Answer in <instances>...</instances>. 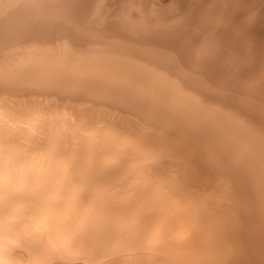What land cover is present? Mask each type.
Listing matches in <instances>:
<instances>
[{"label":"bare ground","instance_id":"1","mask_svg":"<svg viewBox=\"0 0 264 264\" xmlns=\"http://www.w3.org/2000/svg\"><path fill=\"white\" fill-rule=\"evenodd\" d=\"M61 123L101 166L106 149L145 154L151 138L194 149L207 246L264 264V0H0V264H54L33 230L13 254L28 190L42 182L38 148ZM114 159L120 172L143 168L121 151ZM123 211L109 225L121 245L99 237L107 264L139 262Z\"/></svg>","mask_w":264,"mask_h":264},{"label":"rangeland","instance_id":"2","mask_svg":"<svg viewBox=\"0 0 264 264\" xmlns=\"http://www.w3.org/2000/svg\"><path fill=\"white\" fill-rule=\"evenodd\" d=\"M78 139L77 134H72L64 129L63 123L56 130H52L43 136L40 148H38L40 158L36 167L37 176L41 177L42 182L33 186L32 190L31 188L28 190L30 196L28 195L24 202L23 213L21 214L23 220L20 229L17 231L21 234L20 236L17 235L18 241H15L19 247L17 254L13 252V256L21 252L20 245L25 243L27 232L33 230L34 234H37L36 236H41L43 240L46 238L43 244L49 248V251L43 254L38 251L37 254L40 258L47 256L54 264H91L92 262V264H107L105 259L102 260L101 258L109 250L104 245L108 241L104 238L100 241V238L103 236L110 239L113 247L121 245L122 241L113 239L116 237L117 231L109 227L111 224L118 225L121 222V217L114 213L119 207V209L124 208L126 211H123L124 215L122 214V216L132 220L130 225L123 227H127L126 232L128 231L130 235L129 244L133 248L131 251H135L134 253L138 255V264L140 262L141 264H167L168 249L173 245L178 251L176 256H179V260L175 262L174 254L169 259L171 260L173 257L171 261L175 264H222L224 261L226 264H236L237 258L227 248L218 246L220 245L219 241H214L218 245L211 243L210 246H207L209 242L205 240L207 238L205 235L206 227L202 226L197 219L198 211L205 202L206 195L202 177H199L201 173L196 162L194 149L191 151V148H175L172 144L169 146L167 143L166 145L162 143V145L156 139L151 138L152 141L148 139L147 145H143L145 154H142L147 155L146 157L142 156L144 158H141L142 154L139 149L142 147L139 145L119 148L113 153L115 157L121 151L129 158H140L138 164L144 161L138 166V169L142 165L143 168L138 171L137 168L128 167L126 170L123 168L124 170L120 172L124 163L111 156L113 148H108L102 152L101 157L105 160L101 166L93 162L91 151L89 148L79 145ZM151 145L152 148L149 147ZM146 147L148 148L146 149ZM105 154L107 155L106 158L104 157ZM149 168L150 170H148ZM112 171L113 173H111ZM159 173L160 175H158ZM29 176L34 177L35 175L30 174ZM89 176H93V178H87ZM116 193H121L123 196L115 195ZM114 195L118 199L113 198ZM153 205H155L156 210L155 208L150 209ZM13 217L16 218L17 215ZM134 223L135 225H133ZM141 226L142 228H140ZM141 229L143 230L141 231ZM138 236L140 237L138 238ZM49 237L51 241H49ZM42 245H39L41 249ZM104 248L106 251L103 250ZM206 249L208 250L206 251ZM237 264L241 263L237 262Z\"/></svg>","mask_w":264,"mask_h":264}]
</instances>
